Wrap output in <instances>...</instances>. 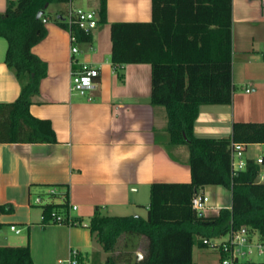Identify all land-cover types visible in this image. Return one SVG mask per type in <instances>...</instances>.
I'll return each instance as SVG.
<instances>
[{"label": "crops", "instance_id": "crops-1", "mask_svg": "<svg viewBox=\"0 0 264 264\" xmlns=\"http://www.w3.org/2000/svg\"><path fill=\"white\" fill-rule=\"evenodd\" d=\"M12 1L16 0H0V13ZM107 19L93 31L92 41L77 43L79 51L75 54L71 53L70 32L52 20L46 22L47 36L32 50L47 62L48 73L40 83V93L33 97L30 112L50 119L57 142L0 143V205L6 208L0 221L3 226L26 224L30 233L32 208L41 205L42 221L36 224L56 236L59 246V256L51 264L67 257L71 247L82 253L84 248L90 249L84 259L102 264L112 253L95 242L90 222L87 233L77 227L86 217L91 220L96 211L146 217L154 181L191 180L188 146L169 144L166 108L151 103V65L127 63L115 68L110 60L111 23L152 20V0H107ZM232 34L233 100L231 104L200 106L194 124L198 137L229 136L235 121H264V0H233ZM7 46L0 39V102L14 101L21 89L5 63ZM72 57L76 64H72ZM82 62L100 69L91 100L71 90L72 69ZM258 144L245 147L247 159L256 160L264 154L256 151L254 146ZM260 170L264 173V164ZM212 186L206 185L200 191L206 193ZM51 188H55L52 195L48 193ZM35 195L41 196L43 203H35ZM66 201L68 208L60 210L65 209L67 215L74 210L70 206L76 205L77 223L59 224L50 219L43 225L44 207ZM228 201L224 206L217 201L210 203L212 208L206 214H218L222 207H230L232 199ZM2 228L0 237L4 234ZM27 240L36 264L30 235ZM26 243L4 239L0 245ZM147 243L143 235L123 234L113 254L131 253L140 259ZM224 258L220 249L197 244L191 264H224ZM238 263L264 261L246 258Z\"/></svg>", "mask_w": 264, "mask_h": 264}, {"label": "trees", "instance_id": "trees-1", "mask_svg": "<svg viewBox=\"0 0 264 264\" xmlns=\"http://www.w3.org/2000/svg\"><path fill=\"white\" fill-rule=\"evenodd\" d=\"M69 1L16 0L0 13V37L8 43L5 63L21 86L14 101L0 102V143L57 142L50 119L30 112L48 73L47 62L32 47L47 36L49 20L67 29L76 43L92 41L93 32L69 25L62 14L53 17L48 12L50 4ZM40 10L44 13L38 18ZM96 12L99 25L108 22L107 0H98ZM232 26L233 0H152V20L111 23L112 65H151V103L166 108L169 144L188 146L191 180L154 181L146 217L96 211L89 224L91 235L103 251L112 253L102 264H191L195 245H206L205 238L226 235L231 229L246 227L264 239V182L257 180L260 164L248 159L236 175L231 165L234 143L264 144V121H235L225 137L194 133L201 105L232 103ZM206 185L229 188L231 206L222 207L218 214H198L192 198ZM62 208H68L67 201L46 205L43 225ZM5 210L0 205V215ZM123 234L147 238L142 258L113 254ZM0 264H34L29 240L24 245H0Z\"/></svg>", "mask_w": 264, "mask_h": 264}, {"label": "built area", "instance_id": "built-area-1", "mask_svg": "<svg viewBox=\"0 0 264 264\" xmlns=\"http://www.w3.org/2000/svg\"><path fill=\"white\" fill-rule=\"evenodd\" d=\"M73 1L68 2L69 9L65 20L69 25L76 24L79 28L86 32H93L98 28V14L96 10L84 9L82 7H74ZM46 22V19H44ZM71 53L75 54L79 51L75 38L71 35ZM264 46V45H263ZM72 64L77 61L74 57L71 59ZM100 75V69L88 62L78 64L77 68L72 69L71 73V90L87 97L89 100L93 98V91L97 88V78ZM249 91V89H248ZM247 157L245 154V145L243 143H234L231 150V165L232 174L236 175L239 171L245 169L247 165ZM258 164H264V154L255 160ZM258 177L264 180V173L260 170ZM48 193H55V188H51ZM35 203H43L41 196L35 198ZM192 206L198 214H206L212 208L210 205V197L202 191H198L192 198ZM71 209H76V205H71ZM52 222L59 224L75 225L77 221L70 214L62 215L52 212ZM11 230L20 233L21 229L16 225L10 226ZM203 242L214 248L220 249L225 254L223 259L224 264H235L242 259L251 258V255L256 251L264 253V239L256 236V232L247 229H231L226 235L205 238ZM56 264H87L82 251L77 247H71L67 257L59 259Z\"/></svg>", "mask_w": 264, "mask_h": 264}, {"label": "rangeland", "instance_id": "rangeland-1", "mask_svg": "<svg viewBox=\"0 0 264 264\" xmlns=\"http://www.w3.org/2000/svg\"><path fill=\"white\" fill-rule=\"evenodd\" d=\"M98 5V0H74L73 1V6L74 7H82L84 9H94L96 6ZM69 9V4L68 3H52L51 6L48 8V12H50V14L53 17H56L57 15L62 14L65 18L67 17V12ZM1 41H3L4 43L7 44V40H5V38H0ZM80 43H78L79 45ZM79 94V93H78ZM256 151L258 152H262L264 153V146L258 144V146H254ZM257 180L259 181H263L261 180L260 177L257 178ZM206 193L208 194V196L210 197V203L211 204H215V202L217 201L218 204H221V206H224L225 204H228V200H230L231 198V193H230V189L225 187V186H219L217 187L216 185H213L210 188H207ZM37 195L33 196V199H35ZM218 198V200H217ZM42 209L43 207L41 205H35L32 208V218L31 221H29V223L32 222L31 226H32V230L29 233V229L27 228L26 224H19L17 227L21 229V233L17 234L15 231H12L10 229V226L8 224H5L3 226V231L4 234H1L2 237H0L2 242L4 239L8 241H18L20 240L21 242L26 243L27 242V238L28 235H30V243L33 244V248H34V253L36 254V264H51L53 262L54 259H56L59 256V246L57 244V237L54 236L53 234L49 233V232H45L38 224H36V222H41L42 221ZM66 212V210H55V213L58 214H62L64 215ZM77 211L72 210L70 211L71 216L74 218V216L76 215ZM4 219V217H3ZM4 220H8L5 219ZM90 219L86 217V219L84 221H82L81 224H79L77 227H79V229H82L83 231H85V233H87V225L89 224ZM256 232V236L259 237V233L257 231ZM83 254L86 257V254L88 255L90 253V249L84 248L83 250ZM251 258H255L257 260H261L264 261V253H258V252H254L251 255ZM87 259V258H86ZM87 264H91L88 263L87 260Z\"/></svg>", "mask_w": 264, "mask_h": 264}, {"label": "water", "instance_id": "water-1", "mask_svg": "<svg viewBox=\"0 0 264 264\" xmlns=\"http://www.w3.org/2000/svg\"><path fill=\"white\" fill-rule=\"evenodd\" d=\"M48 6V4L46 5V7ZM44 13V10H40L38 13H37V17L40 18L42 16V14ZM61 16V15H59ZM140 258H142V255L139 256Z\"/></svg>", "mask_w": 264, "mask_h": 264}]
</instances>
